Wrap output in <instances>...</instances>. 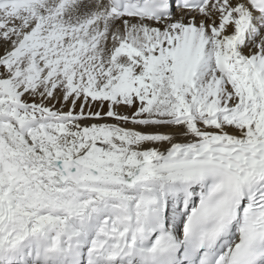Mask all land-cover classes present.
<instances>
[{
	"label": "snow or ice",
	"instance_id": "snow-or-ice-1",
	"mask_svg": "<svg viewBox=\"0 0 264 264\" xmlns=\"http://www.w3.org/2000/svg\"><path fill=\"white\" fill-rule=\"evenodd\" d=\"M0 264H264V0H0Z\"/></svg>",
	"mask_w": 264,
	"mask_h": 264
}]
</instances>
